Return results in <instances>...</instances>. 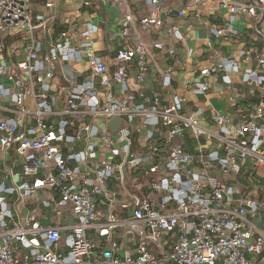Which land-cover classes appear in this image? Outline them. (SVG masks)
I'll list each match as a JSON object with an SVG mask.
<instances>
[{
    "label": "built area",
    "instance_id": "2783aa9c",
    "mask_svg": "<svg viewBox=\"0 0 264 264\" xmlns=\"http://www.w3.org/2000/svg\"><path fill=\"white\" fill-rule=\"evenodd\" d=\"M35 1L0 0V151L22 166L7 168L0 193L29 209L19 218L0 200V264H264V0L186 5L189 19L214 3L224 12L222 24H206L222 45L192 91L208 96L219 79L228 108L244 110L235 118L228 109L206 117L180 94L164 103L156 89L134 91L133 61L138 81L147 77L144 42L119 49L109 71L97 53L100 28L85 18L99 0H43L42 12ZM131 1L113 0L126 36L138 22L162 27L174 15L169 0H145L150 9L139 16ZM61 2L75 4L64 18ZM193 25L166 30L184 42ZM169 53L179 64L176 47ZM67 63L79 81L61 98L52 83ZM173 75L174 67L164 72V89ZM114 118L121 125L111 131ZM66 208L75 222L61 226Z\"/></svg>",
    "mask_w": 264,
    "mask_h": 264
},
{
    "label": "crops",
    "instance_id": "0c3cea01",
    "mask_svg": "<svg viewBox=\"0 0 264 264\" xmlns=\"http://www.w3.org/2000/svg\"><path fill=\"white\" fill-rule=\"evenodd\" d=\"M192 0H169V3L174 9V15L171 19L166 21L162 27L150 26L148 29H144L138 22L132 29L130 35L126 36L122 34L120 29V21L122 18V10L118 6H114L113 0H99L91 8L85 12V18L91 19L97 26H99L97 53L101 58L107 62L109 71L115 70L116 64H114V57L116 52L121 48H132L139 42H144L148 51L145 54V62L147 67V77L144 83L138 81V65L136 61H133L128 74L130 79L131 88L134 91H143L147 89H156L161 93V97L164 103L170 102L172 95L180 94L189 99L195 101V108L201 107L205 111V116L208 117L212 112L216 110L228 109L232 117L235 118L239 115L241 110L238 105L234 108H228V97H222L219 94V90L223 87L222 82L218 79L213 80L212 89L208 96L197 95L192 91L194 84L197 80L205 79L201 75L203 67L207 66L212 60V54L222 45V39L215 38L209 34L208 24H222L223 23V10L220 9L217 3H214L210 8L206 6L199 11V17H193L189 19L186 17V5ZM35 10L42 12L45 10L44 1H35ZM75 7L74 3L61 2L58 12L64 17L73 12ZM131 8L133 12H137L138 16L142 12H148L150 6L145 0L131 1ZM193 22V28L189 31L190 36L184 42H176L169 37L167 33V26H180L185 28L188 22ZM246 21L240 19L237 22V27L240 30H244ZM154 42H161L163 44L162 49H157L153 46ZM176 47L177 56L180 60L179 64H175V58L169 53V49ZM194 48L192 56L187 54L189 48ZM226 50L230 49L228 46ZM74 64L67 63L56 68V75L52 83V91L61 98H65V90L70 86L71 80L79 81L75 77L73 68H76ZM170 67H174L173 85L169 89L162 87V81L164 78V72ZM234 86L237 89V95L241 102H245L248 105V99L244 95L245 88L240 83V77L234 76ZM236 94V91H234ZM238 93L242 94L240 96ZM251 106V103H249ZM227 113V111H224ZM10 117H19L17 112L7 113ZM14 152H11L8 157L5 158L4 154L0 151V184L4 182V174L7 168L15 163L16 174L22 170L21 163ZM16 181H20L19 176H15ZM32 182V178H22ZM39 195L45 197L56 196V194H49L47 191H39ZM6 200L10 207L18 212V217L22 218L29 211L27 208L21 206L20 201L16 196L0 193V200ZM63 211V218L61 220V226H67L74 223L75 220L70 212V208H66ZM49 208H42L39 211V216H46L54 220V215ZM44 223L50 222L42 220ZM22 250V255L24 254Z\"/></svg>",
    "mask_w": 264,
    "mask_h": 264
},
{
    "label": "water",
    "instance_id": "95a60500",
    "mask_svg": "<svg viewBox=\"0 0 264 264\" xmlns=\"http://www.w3.org/2000/svg\"><path fill=\"white\" fill-rule=\"evenodd\" d=\"M120 125H121V120L118 119V118H114V119H112V120L109 122V124H108L109 129H110L111 131H116L117 128L120 127Z\"/></svg>",
    "mask_w": 264,
    "mask_h": 264
},
{
    "label": "rangeland",
    "instance_id": "374dc122",
    "mask_svg": "<svg viewBox=\"0 0 264 264\" xmlns=\"http://www.w3.org/2000/svg\"><path fill=\"white\" fill-rule=\"evenodd\" d=\"M34 6H35V4H34Z\"/></svg>",
    "mask_w": 264,
    "mask_h": 264
}]
</instances>
